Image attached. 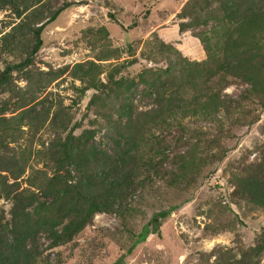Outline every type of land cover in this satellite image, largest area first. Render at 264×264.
<instances>
[{
	"label": "rangeland",
	"instance_id": "1",
	"mask_svg": "<svg viewBox=\"0 0 264 264\" xmlns=\"http://www.w3.org/2000/svg\"><path fill=\"white\" fill-rule=\"evenodd\" d=\"M184 1L40 0L24 16V23L13 27L23 15L16 17L9 4H0L1 69L23 57L30 38L26 24L67 2L42 26L41 44L26 67L31 72L12 70L11 90L0 91V115L21 114L20 130L13 134L5 128L16 126L18 118L0 121V152L20 156L24 174L28 165L51 174L54 163L46 146L74 121L80 122L74 133L93 127L87 142L98 151L109 150L118 140L123 119L116 112L119 102L128 100L133 112L153 103L152 94L137 80L139 71L163 67L175 58L155 34L165 32L166 40L159 39L179 46L192 30L206 27L185 28L167 36L173 24L189 20L188 14L180 12ZM131 56L135 60L123 64L115 75L133 78L135 84L86 108L92 89L78 97L69 66L74 61L95 60L104 79L113 63ZM62 68L65 71L59 74ZM49 76L53 78L48 80ZM208 85L224 96L226 107L208 116L184 117L180 127L164 121L147 124L129 188L113 196L110 208L94 211L62 243L53 244L45 228L38 230L34 237L38 253L31 264H228L259 236L264 237V208L231 195L230 180L240 166L264 153V107L252 94H241L248 85L237 79L224 81L216 75ZM184 149L197 157L199 167L192 179L174 181L171 156ZM38 197L46 201L51 195L39 193ZM9 204L8 198L0 196L5 218ZM170 205L174 206L165 215L156 214L157 230L135 238L155 213ZM254 259L264 264V246Z\"/></svg>",
	"mask_w": 264,
	"mask_h": 264
},
{
	"label": "trees",
	"instance_id": "2",
	"mask_svg": "<svg viewBox=\"0 0 264 264\" xmlns=\"http://www.w3.org/2000/svg\"><path fill=\"white\" fill-rule=\"evenodd\" d=\"M39 1L0 0V4H9L16 17L23 15L11 25L13 27L22 25L24 16L30 14ZM65 4L67 2L45 17L40 14L26 24L30 34L28 47L20 60L7 62L0 69V91L11 90L12 70L31 72L26 67L32 63V56L41 44L42 26ZM180 12L188 14L189 20L173 24L167 36L185 28L206 27L192 30L191 36L179 42V46L163 41L166 40L165 32L155 34L160 45L172 50L175 58L163 67H143L139 71L137 80L152 94L153 103L133 112L128 100L119 102L116 112L123 119L118 140L109 150L98 151L87 142L93 136V127H82L80 132L74 133L73 130L80 126L79 121H74L64 134L57 135L46 146L48 159L54 163L51 174L32 165H28L29 170L24 174L25 163L20 156L0 152V196L10 201L7 218L0 208V264H31L38 253L34 238L38 230L45 228L53 244L62 243L87 223L94 211L110 208L115 201H112L113 196L129 188L147 124L155 126L164 121L180 127L184 117L208 116L226 107L224 96L208 85L213 76L246 83L248 86L241 94H252L264 107V0H185ZM134 60L131 56L113 63L104 79L99 77V62L92 59L74 61L68 73L78 97L92 89L86 108L95 106L97 100L109 94L117 96L128 91L135 79L115 74L123 64ZM64 71L62 68L59 74ZM74 80L78 83H73ZM201 82L203 85L197 90ZM189 90L197 91L189 94ZM18 104L17 108L21 106ZM16 117V126L5 128L7 133L20 130L21 114L17 112L9 118L0 115L4 123ZM3 134L6 136V131ZM170 163L174 181L187 180L190 176L192 179L199 167L197 157L187 149L172 153ZM230 180L231 195L264 208V153L240 166ZM39 193L51 197L43 201ZM173 206L155 213L150 225H144L135 238L141 239L147 232L157 230L156 214L165 215ZM263 246L261 235L228 264H256L254 257Z\"/></svg>",
	"mask_w": 264,
	"mask_h": 264
}]
</instances>
